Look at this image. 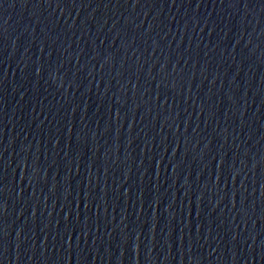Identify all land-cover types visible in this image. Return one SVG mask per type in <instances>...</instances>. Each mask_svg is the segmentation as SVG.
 Segmentation results:
<instances>
[{"label": "water", "instance_id": "95a60500", "mask_svg": "<svg viewBox=\"0 0 264 264\" xmlns=\"http://www.w3.org/2000/svg\"><path fill=\"white\" fill-rule=\"evenodd\" d=\"M0 264H264V0H0Z\"/></svg>", "mask_w": 264, "mask_h": 264}]
</instances>
